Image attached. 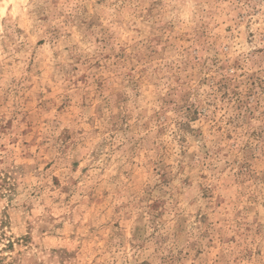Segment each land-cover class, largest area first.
I'll return each instance as SVG.
<instances>
[{
    "label": "rangeland",
    "instance_id": "374dc122",
    "mask_svg": "<svg viewBox=\"0 0 264 264\" xmlns=\"http://www.w3.org/2000/svg\"><path fill=\"white\" fill-rule=\"evenodd\" d=\"M0 264H264V0H0Z\"/></svg>",
    "mask_w": 264,
    "mask_h": 264
}]
</instances>
